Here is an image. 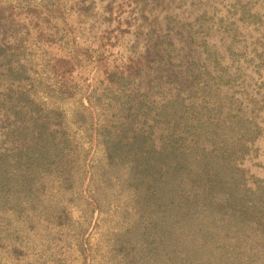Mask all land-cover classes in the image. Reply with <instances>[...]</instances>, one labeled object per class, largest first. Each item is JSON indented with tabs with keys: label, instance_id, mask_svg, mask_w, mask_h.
<instances>
[{
	"label": "trees",
	"instance_id": "trees-1",
	"mask_svg": "<svg viewBox=\"0 0 264 264\" xmlns=\"http://www.w3.org/2000/svg\"><path fill=\"white\" fill-rule=\"evenodd\" d=\"M186 1L0 0L3 264H264V0Z\"/></svg>",
	"mask_w": 264,
	"mask_h": 264
},
{
	"label": "rangeland",
	"instance_id": "rangeland-1",
	"mask_svg": "<svg viewBox=\"0 0 264 264\" xmlns=\"http://www.w3.org/2000/svg\"><path fill=\"white\" fill-rule=\"evenodd\" d=\"M12 1H15V0H12ZM200 1H202V0H200ZM189 2H191V0H187L186 4H188ZM34 49H35L33 51V52H35V53H33L34 56L32 54H31V56L34 57L33 67H35L36 71H38V69L40 68L42 55H41V53L37 52L38 50L36 51V48H34ZM37 87H38V88H36L38 90L37 98L39 99V101H41V103H43L47 107H54V108H58L59 110L63 111L65 114V118H66L67 123L73 129H75L76 127L72 121V118H73L72 115L74 113L75 107L77 106V102H75L69 98H62V97L56 98V96L55 97H48L43 92L44 89H41L42 88L41 86L38 85ZM94 151H95L96 157H100V158L102 157V151L100 149L96 148ZM245 167L249 173L264 177V139L261 140V142L259 144L258 151L256 152V155L252 156L249 160H247L245 162ZM74 215H77V214L75 213ZM112 225H113V221L106 219V215L102 214L100 216V220H99L98 224L95 226L94 231H93V235L91 238L92 243L94 245V249H96V246L98 244V248L95 252L96 256H95L92 264H100L101 252L104 249L103 240H104L106 233H108V230L110 227H112ZM71 249H73V247H71ZM0 264H3V261L1 258H0ZM7 264H11V263L8 262ZM67 264H72V261L68 260Z\"/></svg>",
	"mask_w": 264,
	"mask_h": 264
}]
</instances>
